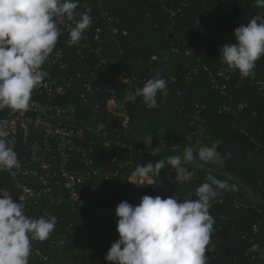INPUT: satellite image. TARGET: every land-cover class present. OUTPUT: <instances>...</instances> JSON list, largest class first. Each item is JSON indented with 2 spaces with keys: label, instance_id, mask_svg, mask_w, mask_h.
<instances>
[{
  "label": "trees",
  "instance_id": "1",
  "mask_svg": "<svg viewBox=\"0 0 264 264\" xmlns=\"http://www.w3.org/2000/svg\"><path fill=\"white\" fill-rule=\"evenodd\" d=\"M98 4L114 18L112 24L100 16ZM85 6L91 9L92 20L103 30L102 45L110 61L99 65L92 53L78 54L62 31L56 44L69 64L65 71L59 72L74 77L66 100L74 99L82 106L79 94L87 83L93 87L90 106L80 107L85 122L91 123L88 118L92 104L108 95L97 87L104 86L110 77L118 80L119 95L130 85L135 92L157 73L167 82V95L157 93L156 108L147 107L140 96H135L134 102H126L129 116L126 126L106 116L105 140L110 142L109 147L103 145L102 136L88 134L94 148L92 165L99 169V175L90 181L96 189L89 190L88 201L94 208L116 209L121 201L136 205L144 195L161 198L175 195L181 201L196 199L195 190L208 174L235 184L236 188V181L241 182L259 194L260 201L246 202L238 189L221 191L222 202L212 203L209 209L215 223L209 242L213 247L205 253L207 264H264L260 253L249 251L253 243L264 249V93L259 94L254 85L256 81L264 82V56L256 61L254 77L248 78L219 59L221 46L235 42L234 29L254 16H264V6H257L255 0H80L76 17L85 11ZM111 25L119 29L120 48L112 44ZM173 47L176 52L171 51ZM203 65L215 73L226 70L227 79L217 77L219 89L212 86ZM222 105L229 106L230 111L219 112ZM200 129L203 135L197 139ZM149 135H153L152 142L145 145L143 139ZM118 141L133 145L138 151L127 148L121 150L119 157ZM162 141L175 143L177 147L170 149ZM216 141L221 157L231 153L229 159H222L224 173L213 172L208 162L197 156L192 163L201 168L200 174L184 183L175 178L167 181L163 168L159 174L154 170L150 182L153 184L138 186L127 180L137 165L153 162L148 160L150 155L155 162L170 155L183 157L191 142L198 149L210 147ZM129 154L133 163L124 165L122 161ZM115 169L122 176L117 179L118 188L108 193L107 183L100 178L104 170ZM99 189L104 191L103 195ZM242 202L247 207L241 206ZM42 209L27 206L25 214L38 218L45 215ZM51 211L58 222L47 240L32 241L29 264H113L104 257L111 243L119 238L116 227L97 228L93 219L73 213L69 204L52 207Z\"/></svg>",
  "mask_w": 264,
  "mask_h": 264
},
{
  "label": "clouds",
  "instance_id": "2",
  "mask_svg": "<svg viewBox=\"0 0 264 264\" xmlns=\"http://www.w3.org/2000/svg\"><path fill=\"white\" fill-rule=\"evenodd\" d=\"M79 4L80 0H0V111L29 110L33 90L47 76L42 66L61 35L58 23L71 22L67 25L70 45L84 38L92 24L91 9L85 6L76 19ZM255 4L264 6V0H255ZM234 36L235 42L221 46L219 59L242 77H254L256 61L264 56V16L240 24ZM158 92L167 95V82L157 73L135 90V96L142 97L147 107L156 108ZM9 135L7 121L0 120V169L18 166ZM152 139L149 135L143 142L150 145ZM197 156L208 162L229 159L231 153L221 157L215 145L186 146L183 157L170 155L137 165L129 181L143 185L137 181L147 179L154 170L159 174L168 165L176 173L174 180L184 183L196 175L197 169L186 166ZM236 190L235 184L208 174L195 190L196 199L144 195L136 205L121 201L115 209L119 238L111 243L104 259L113 264H207L205 253L215 223L209 209L221 191ZM57 222L51 213L30 217L23 201L16 202L9 193L0 195V264H29L32 241L47 240ZM249 251L264 256L257 243Z\"/></svg>",
  "mask_w": 264,
  "mask_h": 264
},
{
  "label": "built area",
  "instance_id": "3",
  "mask_svg": "<svg viewBox=\"0 0 264 264\" xmlns=\"http://www.w3.org/2000/svg\"><path fill=\"white\" fill-rule=\"evenodd\" d=\"M98 10L107 23H113L114 18L101 4H98ZM169 12L171 16H174L173 12ZM69 23L71 22L65 19L64 22L58 23V27L70 39L67 27ZM109 31L112 44L120 48L119 29L111 25ZM122 34L126 32L122 31ZM103 42V30L92 20L91 27L84 32V38L79 44H73V46L78 54L88 51L97 58L99 65H105L110 59L102 45ZM171 51L176 52V48L173 47ZM68 66L61 49L55 46L42 66L47 76L44 77L42 84L33 90L29 110L0 111V120L7 121L10 132L8 139L14 145L18 157L16 168L0 169V195L9 193L16 202L23 201L25 208L27 206L42 207L43 214H52V207L58 208L63 204H69L73 213L86 214L94 220V226L97 228L106 229L110 226L117 228L119 218L115 214V208H94L87 199L89 190L96 189V185L90 181L99 175V169L92 165L94 148L87 136L94 132L102 136L103 145L109 147L110 142L105 140L106 116L116 118L122 126H126L129 116L125 111L123 96L128 94V101L134 102L135 92L130 85L127 86L130 87L129 89L126 87L119 95V82L116 78L110 77L104 86L97 87L102 93L108 92V95L92 104L88 118L91 123H87L82 118L80 109L90 106V94L93 93V87L91 83H87L85 89L79 94L78 98L82 101V106H79L74 99L66 100L72 91L74 79L73 75L67 76L62 73ZM202 69L208 74L214 88L219 89L217 77L228 78L225 69H220L216 73L204 65ZM76 76H79V73H76ZM254 85L259 94L264 93L263 81H256ZM229 111L230 107L226 105L219 108V112ZM197 134V139L202 138L201 129ZM116 145L120 148L116 151L119 157L122 156L121 150L130 149L129 145L121 141H118ZM122 163L124 165L133 163L132 155L129 154V158ZM153 174V172L150 173L147 179L153 180ZM121 176L119 169L104 170L100 179L107 183L108 193L118 188L117 179ZM130 179H132L131 174L127 180L136 185L130 182ZM144 181L146 180L144 179L142 183H148ZM137 183L141 182L138 180ZM99 190L103 195L104 191ZM221 202L222 198L218 196L212 203ZM240 205L247 207L243 202ZM37 253L40 254V252Z\"/></svg>",
  "mask_w": 264,
  "mask_h": 264
},
{
  "label": "rangeland",
  "instance_id": "4",
  "mask_svg": "<svg viewBox=\"0 0 264 264\" xmlns=\"http://www.w3.org/2000/svg\"><path fill=\"white\" fill-rule=\"evenodd\" d=\"M205 18L207 19L208 17H207V15H205ZM128 89L130 88V87H127ZM127 97H129V95L128 94H125L124 96H123V102H124V105L126 104V102L128 101V99H127ZM161 144L162 145H167L170 149H173L174 148V146L175 147H177V144H173V143H170V142H167V141H162L161 142ZM194 144V142L192 143H189V146H192ZM218 144V141H216V142H214V143H212L211 144V146L210 147H212L213 145H217ZM130 146V149H132V150H137L136 148H135V146H133V145H129ZM138 151V150H137ZM216 151H217V149H216ZM218 152V151H217ZM148 160L149 161H153L154 163H155V161H154V158H153V155H150V157H148ZM208 164H209V168H210V170H212L213 172H215V173H224V171H223V163H222V160H218V161H208ZM192 168H195V169H197L196 170V175H198V174H200V167L199 166H197V165H195V164H191L189 167H188V169L189 170H192ZM154 172V171H153ZM163 175H164V178L167 180V181H170V180H172V179H174L175 178V175H176V173H175V171L174 170H171V168H170V166H168V165H165V167L163 168ZM148 183H150V182H152L153 180H151V179H145ZM146 181H144V182H146ZM139 182H142V181H140L139 180ZM236 184H237V189H238V191L241 193V195H242V197H243V199L246 201V202H250V203H252V204H256L257 202H259L260 201V195L259 194H257V193H253L248 187H246L245 185H243L241 182H238V181H236ZM212 247H213V244H209L208 246H207V249H212Z\"/></svg>",
  "mask_w": 264,
  "mask_h": 264
},
{
  "label": "water",
  "instance_id": "5",
  "mask_svg": "<svg viewBox=\"0 0 264 264\" xmlns=\"http://www.w3.org/2000/svg\"><path fill=\"white\" fill-rule=\"evenodd\" d=\"M159 150V147H157L156 151Z\"/></svg>",
  "mask_w": 264,
  "mask_h": 264
}]
</instances>
